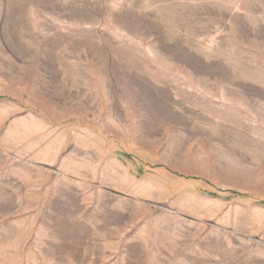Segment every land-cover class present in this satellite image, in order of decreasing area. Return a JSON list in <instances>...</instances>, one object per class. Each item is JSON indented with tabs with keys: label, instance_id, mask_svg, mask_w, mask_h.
Returning a JSON list of instances; mask_svg holds the SVG:
<instances>
[{
	"label": "rangeland",
	"instance_id": "obj_1",
	"mask_svg": "<svg viewBox=\"0 0 264 264\" xmlns=\"http://www.w3.org/2000/svg\"><path fill=\"white\" fill-rule=\"evenodd\" d=\"M0 264H264V0H0Z\"/></svg>",
	"mask_w": 264,
	"mask_h": 264
}]
</instances>
